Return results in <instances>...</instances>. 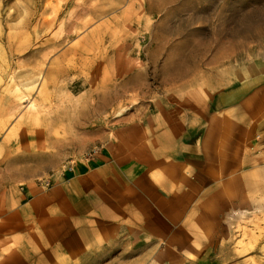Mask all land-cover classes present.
<instances>
[{"label":"rangeland","instance_id":"obj_1","mask_svg":"<svg viewBox=\"0 0 264 264\" xmlns=\"http://www.w3.org/2000/svg\"><path fill=\"white\" fill-rule=\"evenodd\" d=\"M0 25V199L10 202L48 192L44 181L122 131L143 144L158 117L190 129L214 94L264 83V0H0ZM113 83L116 103L91 113ZM224 189L218 249L264 264V186L257 196L240 182Z\"/></svg>","mask_w":264,"mask_h":264},{"label":"crops","instance_id":"obj_2","mask_svg":"<svg viewBox=\"0 0 264 264\" xmlns=\"http://www.w3.org/2000/svg\"><path fill=\"white\" fill-rule=\"evenodd\" d=\"M204 114L175 130L158 117L143 144L122 131L52 177L48 192L0 199V264H250L218 249L214 226L231 207L224 187L240 182V194L257 196L264 186V83L214 94Z\"/></svg>","mask_w":264,"mask_h":264},{"label":"bare ground","instance_id":"obj_3","mask_svg":"<svg viewBox=\"0 0 264 264\" xmlns=\"http://www.w3.org/2000/svg\"><path fill=\"white\" fill-rule=\"evenodd\" d=\"M47 1V0H46ZM106 1V0H105ZM91 2V1H90ZM90 2H89V4H90ZM144 2V1H143ZM60 3V2H59ZM68 3V2H67ZM15 4V6L16 7H18V5H16L17 3H14ZM14 4H12V5H14ZM26 4V3H25ZM36 4H37V2H36ZM53 4V3H52ZM51 4V5H52ZM56 4H58V3H56ZM49 3H48V7H49ZM54 6H55V4H53ZM62 5V4H61ZM56 6H58V5H56ZM92 6V5H91ZM8 7V6H7ZM31 7V6H30ZM93 7H94V5H93ZM88 8V7H87ZM17 9V8H16ZM44 9H45V5H44ZM52 9H53V7H52ZM20 10V9H19ZM38 10V9H37ZM40 10V9H39ZM48 10V9H47ZM58 10V9H57ZM72 11V10H71ZM11 12V11H10ZM24 12V11H23ZM54 13H55V11H53ZM91 12V11H90ZM25 13V12H24ZM39 13V12H38ZM53 13V14H54ZM7 14H9V13H7ZM42 15V14H41ZM106 15V14H105ZM21 16H23V15H21ZM38 16V15H37ZM78 16H79V14H78ZM86 16V15H85ZM7 17V16H6ZM5 17V18H6ZM18 17H20V16H18ZM42 17V16H41ZM46 19H47V16H44ZM52 17V16H51ZM58 17V16H57ZM73 17V16H72ZM81 17H84V16H81ZM90 17V16H89ZM12 18V17H11ZM40 18V17H39ZM74 18V17H73ZM37 19V18H36ZM51 19V18H50ZM49 19V20H50ZM54 19V18H53ZM81 19V18H80ZM89 19V18H88ZM34 20V19H33ZM32 20V21H33ZM41 21H43L42 19H41ZM69 22V21H68ZM164 22H166V21H164ZM32 24V23H31ZM33 24H35V23H33ZM38 24H39V20H38ZM63 24V23H62ZM2 25V24H1ZM0 25V26H1ZM68 25V24H67ZM75 25V24H74ZM43 26V25H42ZM32 27V26H31ZM34 27V26H33ZM2 28V27H1ZM37 28H38V26H37ZM63 29V28H62ZM28 30H29V28H28ZM61 30V29H60ZM2 31V30H1ZM31 31V30H30ZM61 31H63V30H61ZM82 31V30H81ZM80 31V32H81ZM32 32V31H31ZM73 32V31H72ZM75 32V31H74ZM30 33V32H29ZM62 33H64V32H62ZM1 35V34H0ZM49 35V34H48ZM62 35V34H61ZM27 36V35H26ZM51 36H53V34L51 35ZM50 36V37H51ZM31 38V37H30ZM15 39V38H14ZM43 39V38H42ZM45 39H46V37H45ZM21 40H22V38H21ZM42 41V40H41ZM42 43V42H41ZM193 46V45H192ZM35 47H36V45H35ZM211 48V47H210ZM209 48V49H210ZM190 49V48H189ZM18 50V49H17ZM191 50L193 51V52H197V51H199V47H191ZM40 53H42V52H40ZM51 53H53V52H51ZM50 53V54H51ZM72 55H74L75 57H76V55L75 54H72ZM41 56V55H40ZM39 55H38V58L40 57ZM74 57V58H75ZM26 58V57H25ZM37 58V60H39ZM88 58H86L85 60H87ZM22 63V62H21ZM27 63V62H26ZM34 65V64H33ZM37 65V64H36ZM38 66V65H37ZM43 68V67H42ZM50 68V67H49ZM33 71V70H32ZM21 73H22V71H21ZM190 73V72H189ZM22 74H24V73H22ZM186 74H188V72H184V74L183 75H186ZM169 75V74H168ZM35 76V75H34ZM23 77H24V75H23ZM39 77V76H38ZM165 77V76H164ZM43 78V77H42ZM45 78V77H44ZM43 78V79H44ZM24 79V78H23ZM46 79V78H45ZM41 80V79H40ZM111 80H115V78L112 76V78H111ZM43 81V80H42ZM112 81V82H113ZM34 82H36V81H34ZM47 82V81H46ZM183 82V81H182ZM30 83V82H29ZM37 83V82H36ZM36 83H35V85H36ZM62 83V82H61ZM34 84V83H33ZM32 84V85H33ZM39 84V83H38ZM47 84V83H46ZM105 84V83H104ZM103 84V85H104ZM117 84L116 83H113L109 88H107V89H104L103 91H101V93H99L98 94V98H96L97 100H96V103H95V108L92 110V112L91 113H93V114H100V111H102V110H106V109H108V108H111L112 106H113V104H115L116 103V101H117V99H118V97H117V95H113V91H111V89L112 90H115L116 89V86ZM55 86V85H54ZM30 87H32V86H30ZM27 89L29 88V87H26ZM60 88V87H59ZM58 88V89H59ZM18 89V88H17ZM108 89H109V92H110V98H109V100H107L106 99V94H107V91H108ZM29 92V91H28ZM27 92V93H28ZM48 92V91H47ZM26 93V94H27ZM48 95H51L50 94V92L48 93ZM25 96V95H24ZM124 110H128V107L126 108V109H124ZM37 112V111H36ZM38 113V112H37ZM122 114V112H118L117 113V116H119V115H121ZM37 115V114H36ZM116 117V116H115ZM254 261V260H253ZM252 264V263H251Z\"/></svg>","mask_w":264,"mask_h":264},{"label":"built area","instance_id":"obj_4","mask_svg":"<svg viewBox=\"0 0 264 264\" xmlns=\"http://www.w3.org/2000/svg\"><path fill=\"white\" fill-rule=\"evenodd\" d=\"M42 185H43L45 188H49V187L52 186V181H51L50 179H48V180L44 181V182L42 183Z\"/></svg>","mask_w":264,"mask_h":264}]
</instances>
